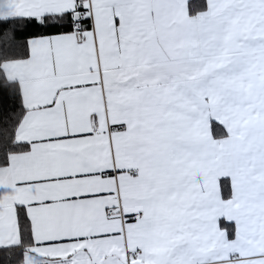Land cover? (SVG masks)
Here are the masks:
<instances>
[{
  "label": "snow or ice",
  "instance_id": "snow-or-ice-1",
  "mask_svg": "<svg viewBox=\"0 0 264 264\" xmlns=\"http://www.w3.org/2000/svg\"><path fill=\"white\" fill-rule=\"evenodd\" d=\"M0 264H264V0H0Z\"/></svg>",
  "mask_w": 264,
  "mask_h": 264
}]
</instances>
